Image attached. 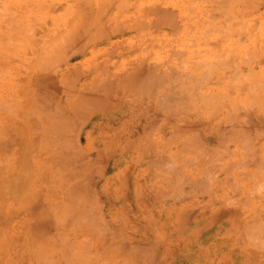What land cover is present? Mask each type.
I'll use <instances>...</instances> for the list:
<instances>
[{
  "label": "crops",
  "instance_id": "0c3cea01",
  "mask_svg": "<svg viewBox=\"0 0 264 264\" xmlns=\"http://www.w3.org/2000/svg\"><path fill=\"white\" fill-rule=\"evenodd\" d=\"M122 49L127 68L120 73L118 85L114 80L105 92L93 89L86 94L80 88L79 104L61 112V119L71 124L66 133L61 130L56 138L47 136L43 126L49 108L46 91L41 89L39 104L25 115L24 137L11 141L24 146L28 192L39 193L44 201L43 196L47 199L54 191L47 186L48 180L59 178L55 192L63 195L57 196L62 202V222L56 224V249L41 254L33 250V255L29 249L15 251L11 254L15 263L264 264V57L242 69L262 77L263 84L247 96L256 104L243 112L240 126L233 104L225 100L234 96L229 85H213L212 96L215 99L218 93V104L214 100L209 109L202 104L203 75L194 80V89L187 95L181 76L167 80V72L161 69L166 58L163 64L155 58L153 63L144 60L143 51L165 49L160 43L146 47L127 43ZM234 71L214 81L233 82ZM50 146L55 151L48 150ZM49 151L55 155L48 158ZM49 160L60 169L42 170V163ZM36 162L41 163V171ZM42 253L47 263L40 258Z\"/></svg>",
  "mask_w": 264,
  "mask_h": 264
},
{
  "label": "rangeland",
  "instance_id": "374dc122",
  "mask_svg": "<svg viewBox=\"0 0 264 264\" xmlns=\"http://www.w3.org/2000/svg\"><path fill=\"white\" fill-rule=\"evenodd\" d=\"M241 1L243 0H128L127 3V0H0V264H16L11 254L13 255L15 250L27 249V246L29 250H35L41 245L46 246L45 249H56V222H62V202L61 198L57 200V196L63 195L55 192L59 179L48 180L47 186L54 190V193L47 194V199L46 195H42L44 201H41L39 193L28 192L26 187L29 186L30 179L27 181L24 173L25 166H29V163L24 161V146L11 145V141L24 137L25 115L29 116L31 106L39 104L41 89L46 91L48 96L47 116L51 115V118L47 117V123L43 127L47 130L49 138H56L68 125L61 119L60 111L79 104L80 88L82 93L86 94L98 87L99 91L105 92L106 89H103L102 85L104 88L109 87L114 80L118 85L120 73L127 68V62L121 59V54H125L123 46L127 43H143L146 47L150 43H160L165 49L143 51L144 60L153 63L152 59L155 58L156 62L163 64L166 58L167 64L161 66V69L167 72V80L175 74L181 76L183 93L187 95L191 94V88L194 89V80L203 75V80L206 78L203 81V101L209 109L212 108L214 100L218 99L216 97L211 100L213 85H229L234 96L230 99L225 97V100H231L235 106L236 117L238 116L237 121L240 120L242 124L243 112L252 106V99L247 96L251 90L263 84L259 75L255 76L252 72L242 69L249 68L258 63L259 58L264 57V50L257 49L264 46V0H245L244 4ZM227 2H231L229 5L232 7L234 5L233 10ZM226 8L233 12L236 17L234 21H225L233 17H227L231 12L228 9L227 14L226 10L223 11L227 15V18L224 17L222 10ZM76 27H79L78 30ZM222 36L223 41L226 40L225 43L222 42ZM203 39H206V42ZM198 47L202 49L199 50ZM206 48L209 49L207 53L211 50V54L203 51ZM218 48L220 54L222 51L225 53L220 55ZM194 50L198 53H194ZM234 53L237 56H231ZM199 55L201 57H198ZM218 55L221 59H218ZM223 57L224 61H228L227 65L222 62ZM212 66L215 67L214 70ZM203 67L204 69H201ZM233 68H236L235 73L239 72L238 75L235 74L238 76L235 81H214ZM169 85L170 82H167V86ZM209 117L211 118V114ZM48 149L55 150L56 147ZM52 154L55 155V152L49 151L48 158ZM55 163L50 160L48 163L43 162L42 170L60 169L56 168ZM36 166L37 171H41V163L36 162ZM32 182L34 184V178ZM41 202L44 205L42 210ZM53 206L55 208H52ZM45 219L51 226L41 229L47 222ZM40 220L45 221L44 225L39 226ZM30 236L37 239L32 240ZM29 238L33 241L30 242L31 245ZM32 245H35V249ZM43 246L39 249L44 250Z\"/></svg>",
  "mask_w": 264,
  "mask_h": 264
},
{
  "label": "bare ground",
  "instance_id": "6f19581e",
  "mask_svg": "<svg viewBox=\"0 0 264 264\" xmlns=\"http://www.w3.org/2000/svg\"><path fill=\"white\" fill-rule=\"evenodd\" d=\"M136 1H137V0H136ZM150 1H151V0H150ZM161 1H162V0H161ZM166 1H167V0H166ZM212 1H213V0H212ZM218 1H219V0H217V2H218ZM232 1H233V0H232ZM244 1H245V0H243V1H241V2H243V4H244ZM86 2H90V1H86ZM220 2H221V1H220ZM127 3H128V0H127ZM127 3H126V4H127ZM227 3H228V5L231 4V2H230V3L227 2ZM234 3H235V2H234ZM245 3H246V1H245ZM119 4H120V2H119ZM199 4H200V3H199ZM225 4H226V3H225ZM247 4H249V3H247ZM131 5H132V4H131ZM171 5H172V4H171ZM197 5H198V4H197ZM232 5H233V3H232ZM119 6H120V5H119ZM124 6H125V5H124ZM199 6H200V5H199ZM229 6H230L231 8H230V7H228V8H230V9H232V10L234 9V8H233L234 5H233V7H232L231 5H229ZM121 7H122V6H121ZM116 8H117V6H116ZM218 8H219V7H218ZM228 8L223 9V10H222V13H223L224 10H226V14L229 13L228 11H231V10H229ZM123 9H124V8H123ZM220 9H221V8H220ZM227 9H228V11H227ZM90 10H91V9H90ZM118 10H119V9H118ZM158 10H159V9H158ZM82 11H83V10H82ZM84 11H85V10H84ZM159 11H160V10H159ZM216 11H217V10H216ZM91 12H92V10H91ZM100 12H101V10H100ZM155 12H157V11H155ZM165 12H166V11H165ZM165 12H164V14H165ZM239 12H240V11H239ZM153 13H154V12H153ZM157 13H158V12H157ZM162 13H163V12H162ZM162 13L159 12V14H162ZM232 13H233V12L231 11L229 14H227L228 16L225 15V13H223V15H224L225 18H227V17L232 16V15H233ZM84 14H85V13H84ZM164 14H163V15H164ZM170 14H171V13H170ZM220 14H221V12H220ZM82 15H83V14H82ZM82 15H81V16H82ZM100 15H101V14H100ZM110 15H111V14H110ZM154 15H155V14H154ZM221 15H222V14H221ZM229 15H230V16H229ZM105 16H106V15H105ZM164 16H165V15H164ZM164 16H163V17H164ZM226 16H227V17H226ZM98 17H99V16H98ZM157 17H158V16H157ZM165 17H167V16H165ZM165 17H164V18H165ZM173 17H174V16H173ZM85 18H86V17H85ZM90 18H91V17H90ZM99 18H101V17H99ZM175 18H176V17H175ZM210 18H211V17H210ZM230 18H231V17H230ZM230 18L227 19V20L225 19V21H229V20H232V19H233V21H234V20L236 19V17H235L234 15H233V17H232L231 19H230ZM156 19H157V18H156ZM212 19H213V18H212ZM158 20H159V19H158ZM161 20L164 21V19H161ZM165 20H166V18H165ZM223 20H224V19H223ZM97 21H98V20H97ZM163 21H161V22H163ZM225 21H223V22H225ZM233 21H232V22H233ZM223 22H222V23H223ZM240 22H241V21H240ZM240 22H239V24H241ZM222 23H221V24H222ZM235 23H236V22H235ZM86 24H87V23H86ZM171 24H172V23H171ZM236 24H237V23H236ZM243 24H244V23H243ZM243 24H242V25H243ZM93 25H94V22H93ZM93 25H92V26H93ZM159 25H160V21H159ZM231 25H232V23L230 24V28H232ZM237 25H238V24H237ZM100 26H101V25H100ZM171 26H172V25H171ZM189 26H190V25H189ZM212 26H213V25H212ZM222 26H223V25H222ZM222 26H221V27H222ZM234 26H235V24H234ZM243 26H244V25H243ZM152 27H153V26H152ZM158 27H159V26H158ZM221 27H220V28H221ZM77 28H79V27H76V29H77ZM87 28H88V27H87ZM228 28H229V27H228ZM168 29H170V28H168ZM175 29H176V28H175ZM209 29H211V28H209ZM215 29H216V28H215ZM222 29H223V28H222ZM241 29L243 30V28H241ZM73 30H75V28H73ZM77 30H78V29H77ZM99 30H101V29H99ZM207 30H208V29H207ZM220 30H221V29H220ZM225 30H226V29H225ZM230 30H231V29H230ZM69 31H71V30L69 29ZM75 31H76V30H75ZM86 31H87V30H86ZM103 31H104V30H103ZM106 31H107V30H106ZM213 31H214V30H213ZM78 32H79V31H78ZM99 32H102V31H99ZM107 32H108V31H107ZM171 32H172V31H171ZM176 32H177V31H176ZM208 32H209V31H208ZM208 32H207V33H208ZM210 32H211V30H210ZM223 32H226V31H223ZM223 32H222V33H223ZM69 33H70V32H69ZM76 33H77V32H76ZM93 33H94V32H93ZM103 33H104V32H103ZM119 33H120V32H119ZM77 34H78V33H77ZM97 34H98V33H97ZM107 34H108V33H107ZM107 34H106V35H107ZM173 34H174V33H173ZM233 34H235V33H233ZM244 34H245V32H244ZM102 35H103V34H102ZM175 35H176V34H175ZM175 35H174V36H175ZM242 35H243V33H242ZM242 35H241V36H242ZM72 36H73V34H72ZM98 36H99V35H98ZM98 36H96V37H98ZM104 36H105V35H104ZM205 36H206V38H208L207 35H205ZM205 36H204V37H205ZM209 36H210V35H209ZM73 37H74V36H73ZM96 37H95V39H96ZM100 37H101V36H100ZM81 38H82V37H81ZM89 38H90V37H89ZM107 38H108V37H107ZM223 38H224V36H222V38H221V39H222V42L225 43L226 40L223 41ZM75 39H76V38H75ZM75 39H74V40H75ZM88 40H90V39H88ZM203 40L205 41L206 39H203ZM65 41H66V40H65ZM70 41H71V40H70ZM78 41H79V40H78ZM93 41H94V40H93ZM95 41H97V40H95ZM218 41H220V40L218 39ZM218 41H217V42H218ZM241 41H242V40H241ZM67 42H68V41H67ZM205 42H206V41H205ZM207 42H208V39H207ZM214 42H215V41H214ZM220 42H221V41H220ZM222 42H221V43H222ZM61 43H62V42H61ZM72 43H73V42H72ZM192 43H193V42H192ZM84 44H85V43H84ZM86 44H87V42H86ZM89 44H91V43H89ZM240 44H243V43L240 42ZM195 45H196V43H195ZM195 45H194V46H195ZM201 45H203V44L201 43ZM208 45H209V43H208ZM210 45H211V44H210ZM212 45H213V44H212ZM63 46H64V44H63ZM196 46H197V45H196ZM196 46H195V47H196ZM216 46L218 47L217 44H216ZM220 46H221V45H220ZM213 47H215V46H213ZM239 47H241V45H240ZM69 48H70V47H69ZM71 48H72V47H71ZM77 48H78V47H77ZM83 48H84V47H83ZM85 48H86V47H85ZM246 48H247V47H246ZM214 49H215V48H214ZM225 49H226V48H225ZM75 50H76V49H75ZM78 50H79V49H78ZM83 50H84V49H83ZM207 50H209V49L206 48V49H204L203 51H206V53H207ZM217 50H218V53H219V48H218ZM201 51H202V50H201ZM210 51H211V50H210ZM210 51H208V53H210ZM221 51H222V50H221ZM240 51H241V50H240ZM245 51H246V50H245ZM245 51H244V52H245ZM175 52H176V51H175ZM194 53L197 54L198 51L196 52V50H194ZM208 53H207V54H208ZM222 53H225V52L222 51L221 54H220V53H219V54L222 55ZM236 53H237V52H236ZM174 54H175V53H174ZM210 54H211V53H210ZM213 54H214V53H213ZM243 54H244V53H243ZM244 55H245V54H244ZM244 55H243V56H244ZM229 56H230V55H229ZM231 56L235 57V56H237V54L234 53V54H232ZM198 57H201V56L199 55ZM214 57H215V56H214ZM221 57H222V56H221ZM180 59H181V58H180ZM185 59H186V58H185ZM218 59H221V58L219 57V55H218ZM218 59H217V61H218ZM241 59H242V58H241ZM203 60H204V59H203ZM232 60H234V58H233ZM219 61H220V60H219ZM223 61H224V57H223L222 62H223ZM184 62H186V61L184 60ZM195 62H196V61H195ZM195 62H194V63H195ZM220 62H221V61H220ZM227 62H228V61H227ZM227 62L224 61V63H226V65H227ZM231 62H232V61H231ZM180 63H181V62H180ZM224 63L222 64L223 66H225ZM196 64H197V63H196ZM200 64H201V63H200ZM217 64L219 65L218 62H217ZM209 65H210V63H209ZM212 65H213V64H212ZM204 67H205V66H204ZM204 67L201 68V69H204ZM236 67H237V65H236ZM205 68H207V67H205ZM214 68H215V67H214ZM214 68H213V66H212V70H214ZM237 68H238V67H237ZM235 69H236V68H235ZM238 69H239V68H238ZM207 71H208V70H207ZM236 71H237V70H236ZM239 71H240V69H239ZM262 71H263V69H262ZM205 72H206V71H205ZM212 72H213V71H212ZM234 72H235V71H234ZM240 72H241V71H240ZM255 72H256V71H255ZM206 73H207V72H206ZM237 73L239 74L238 71H237L235 74H237ZM211 74H212V73H211ZM238 74H237V75H238ZM242 74H244V73H242ZM242 74H241V76H243ZM245 74H246V73H245ZM250 74H251V73H250ZM250 74H249V75H250ZM252 74H255V73H252ZM54 75H55V74H54ZM175 75H176V74H175ZM186 75H187V73H186ZM188 75H189V74H188ZM205 75H206V74H205ZM78 76H79V75H78ZM207 76H208V75H207ZM209 76H210V75H209ZM241 76H239V77H241ZM253 76H254V75H253ZM255 76H256V75H255ZM210 77H212V76H210ZM235 77H238V76L235 75L233 78L236 79ZM244 77H245V75H244ZM244 77H243V78H244ZM249 77H250V76H249ZM188 78H190V76H188ZM202 78H203V77H202ZM208 78H209V77H208ZM261 78H262V77H261ZM67 79H68V78H67ZM78 79H79V78H78ZM192 79H193V78H192ZM219 79H220V78H219ZM238 79H239V78H238ZM252 79H254V78L252 77ZM190 80H191V78H190ZM204 80H206V78H205ZM204 80H201V81H204ZM239 80H240V79H239ZM256 80L258 81V79H256ZM256 80H255V81H256ZM219 81H220V80H219ZM234 81H235V80H234ZM47 83H48V82H47ZM51 83H52V82H51ZM205 84H206V83H205ZM232 84H233V83H232ZM235 84H236V82H235ZM252 84L254 85V83H252ZM74 85H76V84H74ZM261 85H262V84H261ZM104 86H105V85H104ZM106 86H107V85H106ZM254 86H256V85H254ZM67 87H68V86H67ZM73 87H74V86H73ZM252 87H253V86H252ZM252 87H251V88H252ZM257 87H258V86H257ZM48 88H49V87H48ZM52 88H53V87H52ZM76 88H77V87H76ZM102 88L105 89V88L103 87V85H102ZM106 88H107V87H106ZM109 88H110V87H109ZM259 88H260V87H259ZM262 88H263V87H262ZM50 89H51V88H50ZM50 89H49V90H50ZM58 89H59V88H58ZM74 89H75V88H74ZM257 89H258V88H257ZM263 89H264V88H263ZM47 90H48V89H47ZM49 90H48V91H49ZM97 90H99V88H98ZM100 90H101V89H100ZM50 91H51V90H50ZM52 91H53V90H52ZM52 91H51V92H52ZM107 91H108V89H107ZM254 91H255V90H254ZM259 91H261V89H259ZM103 92H104V91H103ZM108 92H109V91H108ZM221 92H222V91H221ZM221 92H220V93H221ZM106 93H107V92H106ZM198 93H199V92H198ZM217 94H218V93H217ZM45 95H46V94H45ZM49 95H50V94H49ZM58 95H59V94H58ZM262 95H263V94H262ZM53 96H54V95H53ZM46 97H48V96H46ZM216 97H217V96H216ZM224 97H225V96H224ZM81 98H84V97H81ZM208 98H210V97H208ZM219 98H220V96H219ZM256 98H257V100L259 99L257 96H256ZM53 99H54V98H53ZM212 99H214V98H211V100H212ZM229 99H230V97H229ZM56 100H57V97H56ZM93 100H94V99H93ZM216 100H218V99H216ZM257 100H256V101H257ZM53 101H54V100H53ZM58 101H59V100H58ZM94 101H97V100L95 99ZM219 101H220V99H219ZM230 101H231V100H230ZM206 102H208V101H206ZM217 102H218V101H217ZM234 102H235V101H234ZM234 102H233V103H234ZM261 102H263V100L259 101L258 103H261ZM55 103H56V102H55ZM55 103H54V105H55ZM98 103H99V102H98ZM204 103H205V101L202 100V104H203V105H204ZM235 103H236V102H235ZM249 103H250V102H249ZM258 103H257V104H258ZM89 104H90V103H89ZM160 104H161V103H160ZM199 104H201V103H199ZM215 104H216V103H215ZM217 104H218V103H217ZM229 104H230V103H229ZM238 104H239V103H238ZM242 104H243V103H242ZM245 104H246V103H245ZM255 104H256V103H255ZM255 104H254V105H255ZM262 104H263V103H262ZM210 105H211V104H210ZM248 105H249V104H248ZM250 105H251V104H250ZM250 105H249V106H250ZM254 105L252 104L253 107H254ZM263 105H264V104H263ZM263 105H262V106H263ZM79 106H80V105H79ZM79 106H78V107H79ZM96 106H97V105H96ZM197 106H198V105H197ZM221 106H222V105H221ZM229 106H230V105H229ZM231 106H232V105H231ZM231 106H230V108H231ZM245 106H246V105H245ZM262 106H261V107H262ZM56 107H58V105H57ZM70 107H71V106H70ZM75 107H76V106H75ZM219 107H220V106H219ZM219 107H217V108H218V111H217V112H218V115H219V112H220L219 110L221 109V108H219ZM232 107H235V106H232ZM242 107H243V105H242ZM239 108H240V107H239ZM244 108H245V107H244ZM246 108H247V107H246ZM251 108H252V107H251ZM77 109H78V108H77ZM233 109H234V108H233ZM241 109H242V108H241ZM258 109H259V108H258ZM246 110H249V112H250V109H246ZM260 110H261V109H260ZM263 110H264V108H263ZM56 111H57V110H56ZM231 111H232V110H231ZM231 111H230V112H231ZM251 111H252V109H251ZM46 112H47V111H46ZM46 112H45V113H46ZM50 112H51V111H50ZM60 112H62V111H60ZM235 112H236V111L234 110V113H235ZM246 112H247V111H246ZM252 112H254V111H252ZM165 113H166V112H165ZM232 113H233V112H232ZM56 114H57V113H56ZM211 114H212V113H211ZM225 114H226V113H225ZM244 114H245V113H244ZM258 114H259V113H258ZM81 115H82V114H81ZM218 115L215 116V117L218 118ZM231 115H232V114H231ZM255 115H256V114H255ZM50 116H51V115H49V117H50ZM240 116H241V115H240ZM47 117H48V116H46L45 118H47ZM49 117H48V118H49ZM54 117H55V116H54ZM65 117H66V116H65ZM215 117L213 118V120L215 119ZM227 117H228V115H227ZM237 117H238V116H237ZM48 118H47V119H48ZM50 118H51V117H50ZM211 118H212V117H211ZM228 118H229V117H228ZM230 118H231V117H230ZM53 119H54V118H53ZM218 119H219V118H218ZM218 119L216 120L217 122H218ZM220 119H221V118H220ZM232 119H234V117H232ZM235 119H237V118H235ZM238 119H239V118H238ZM45 120H46V119H45ZM63 120H64V119H63ZM68 120H70V119H68ZM209 120H210V117H209ZM209 120H208V121H209ZM248 120H249V119H248ZM248 120H247V121H248ZM50 121H51V120H50ZM57 121H59V120H57ZM216 121L213 122V123L218 124L219 122L217 123ZM239 121H240V120H239ZM53 122H54V121H53ZM59 122H61V121H59ZM62 122H63V121H62ZM72 122H73V121H72ZM72 122H71V123H72ZM232 122H233V121H232ZM232 122H231V123H232ZM234 122H235V121H234ZM45 123H47V122H45ZM56 123H58V122H56ZM64 123H65V122H64ZM235 123H236V122H235ZM249 123H250V121H249L247 124L249 125ZM254 123H255V122H254ZM254 123H253V124H254ZM9 124H10V123H9ZM49 124H50V123H49ZM236 124H237V123H236ZM236 124H234V125H236ZM240 124H241V123H238L237 125H240ZM253 124H252V125H253ZM255 124H256V123H255ZM231 125H232V124H231ZM241 125H242V124H241ZM241 125H240V126H241ZM244 125H245V124H244ZM248 125H247V126H248ZM69 126H70V125H67L66 128L69 127ZM72 126H73V125H72ZM50 127H51V126H50ZM55 127H56V125H55ZM57 127H58V125H57ZM231 127H233V126H231ZM66 128H65V129H66ZM233 128H234V127H233ZM246 128H248V127H246ZM38 129H39V127H38ZM236 129H238L237 131H240L242 128H236ZM239 129H240V130H239ZM256 129H258V128H256ZM2 130H3V128H2ZM41 130H42V129H41ZM63 130H64V128H63ZM3 131H4V130H3ZM58 131H59V130H58ZM64 131H65V133H66V130H64ZM254 131H255V130H254ZM250 132H251V131H250ZM250 132H249V133H250ZM62 133H63V132H62ZM67 133H68V132H67ZM240 133H241V132H240ZM57 134H58V133H57ZM227 134H228V133H227ZM231 134H232V133H231ZM243 134H244V133H243ZM246 134H247V133L245 132V134L243 135L244 138L246 137V136H245ZM4 135H5V134H4ZM60 135H61V134H60ZM60 135H59V136H60ZM63 135H64V134H63ZM65 135H67V134H65ZM235 135H240V134H236V133H235ZM0 136H1V135H0ZM56 136H58V135H56ZM241 136H242V133H241ZM250 136H251V135H250ZM197 137H198V136H197ZM233 137H234V136H233ZM236 137H238V136H236ZM236 137H235V138H236ZM248 137H249V134H248ZM40 138H42V137H40ZM195 138H196V137H195ZM195 138H194V139H195ZM197 139H198V138H197ZM197 139H195V140H197ZM232 139H233V138H232ZM41 140H42V139H41ZM69 140H70V139H69ZM189 140L191 141L190 138H189ZM189 140H188V142H190ZM192 140H193V139H192ZM58 141H59V140H58ZM60 141H61V140H60ZM71 141H72V139H71ZM40 142H41V141H40ZM56 142H57V141H56ZM65 142H67V143H65V144H68L67 138H66V141H65ZM191 142H192V141H191ZM194 142H195V141H194ZM194 142H192V143H194ZM197 142H198V141H197ZM41 143H42V142H41ZM41 143H40V144H41ZM52 143H53V142H52ZM54 143H55V142H54ZM69 143H70V142H69ZM195 143H196V142H195ZM189 144H190V143H189ZM242 144H243V146L246 145V144H244V143H242ZM242 144H241V145H242ZM51 145H52V144H51ZM53 145H54V144H53ZM53 145H52V146H53ZM57 145H58V144H57ZM247 145H248V144H247ZM52 146H50V148H51ZM189 146H191V145H189ZM193 146H194V145H193ZM42 147H43V146H42ZM64 147H65V146H64ZM75 147H76V145H75ZM77 147H78V146H77ZM186 147H187V146H186ZM186 147H184V151H186V150H185ZM200 147H201V146H200ZM245 147H248V146H245ZM66 148H67V147H66ZM195 148H196V147H195ZM14 149H15V148H14ZM41 149H42V148H41ZM69 149H70V147H69ZM69 149H68V150H69ZM187 149H188V148H187ZM247 149H248V148H247ZM48 150H49V149H48ZM70 150H71V149H70ZM198 150H201V149H198ZM26 151H27V150H26ZM26 151H25V152H26ZM54 151H55V150H54ZM202 151H203V149L201 150V152H202ZM10 152H11V151H10ZM22 152H23V151H22ZM57 152L59 153V152H62V151H57ZM187 152H189V151H187ZM190 152H192V149L190 150ZM245 153H246V152H245ZM31 154H32V153H31ZM39 154H40V153H39ZM196 154H197V153H196ZM252 155H253V154H252ZM53 157H54V156H53ZM65 157H66V156H65ZM198 157H199V156H198ZM251 157H252V156H251ZM55 159H56V158H55ZM55 159H54V160H55ZM9 160H11V159H9ZM54 160H53V161H54ZM59 160H61V159H59ZM51 161H52V160H51ZM60 162H61V161H60ZM58 163H59V161H58ZM67 163H68V162H67ZM89 163H90V162H89ZM60 164H62V163H60ZM49 165H50V164H49ZM55 165H56V163H55ZM82 165H83V164H82ZM82 165H81V166H82ZM51 166H53V165H51ZM73 166H74V165H73ZM89 166H90V165H89ZM89 166H86V167L89 168ZM93 166H94V165H93ZM45 167H46V165H45ZM45 167H44V168H45ZM78 167H79V165H78ZM82 167H83V166H82ZM84 167H85V166H84ZM56 168H57V167H56ZM73 168H75V167H73ZM76 168H77V167H76ZM63 169H64V168H63ZM68 169H70V168H68ZM84 169H85V168H84ZM89 169H90V168H89ZM98 169H99V168H98ZM52 170H54V169H52ZM71 170H73V169H71ZM86 170H87V169H86ZM62 171H65V169L62 170ZM83 171H84V170H83ZM53 172H54V171H53ZM57 172H58V171H57ZM59 172H60V171H59ZM76 172H77V171H76ZM96 172H97V171H96ZM48 173H50V172H48ZM64 173H65V172H64ZM64 173H63V174H64ZM69 173H71V172H69ZM44 174H45V173H44ZM52 174H53V173H52ZM55 174H56V173H55ZM63 174H62V175H63ZM66 174H67V173H66ZM66 174H65V175H66ZM74 174H75V171H74ZM83 174H85V173H83ZM87 174H88V173H87ZM90 174H91V172H90ZM59 176H60V174H59ZM67 176H68V175H67ZM81 176H82V175H81ZM87 176H88V175H87ZM253 176H254V175H253ZM46 177H47V175H46ZM50 177H51V176H50ZM88 177H89V176H88ZM260 177H261V176H260ZM4 178H5V177H4ZM24 178H25V177H24ZM60 178H62V177H60ZM84 178H85V177H84ZM90 178H91V176H90ZM58 179H59V178H58ZM66 179H68V178H66ZM66 179H65V180H66ZM59 180H60V179H59ZM86 180H87V179H86ZM63 183H64V182H63ZM58 184H59V183H58ZM58 184H57V185H58ZM60 185H61V184H60ZM80 185H81V184H80ZM9 186H10V185H9ZM70 186H71V185H70ZM72 186H73V185H72ZM81 186H82V185H81ZM254 186H255V185H254ZM78 187H79V186H78ZM80 188H81V187H80ZM25 190H26V189H25ZM72 190H73V189H72ZM79 190H80V189H79ZM75 191H76V190H75ZM78 192H79V191H78ZM9 195H10V194H9ZM9 197H10V196H9ZM29 197H30V196H29ZM91 197H92V196H91ZM27 198H28V197H27ZM86 199H87V198H86ZM92 199H93V198H92ZM85 201H86V200H85ZM27 204H28V203H27ZM93 204H94V203H93ZM89 205H90V203H89ZM57 207H58V206H57ZM50 208H51V207H50ZM52 208H55V207L53 206ZM71 209H72V207H71ZM71 209H70V210H71ZM90 209H92V208H90ZM75 210H76V209H75ZM88 210H89V208H88ZM92 210H93V209H92ZM80 211H82V210H80ZM75 212H77V211H75ZM82 212H83V211H82ZM78 213H80V212L78 211ZM58 214H59V213H58ZM74 214H75V213H74ZM85 215H86V214H85ZM39 216H40V215H39ZM76 216H78V215H76ZM39 218H40V217H39ZM39 218H38V219H39ZM78 218H79V217H78ZM86 218H87V217H86ZM86 218H84V219H86ZM43 219H44V217H43ZM64 219H66V218H64ZM76 219H77V218H76ZM82 219H83V217H82ZM82 219H81V220H82ZM84 219H83V220H84ZM94 219H96V218H94ZM60 220H61V218H60ZM70 220H71V219H70ZM77 220H78V219H77ZM89 220H90V219H89ZM36 221H37V219H36ZM43 221H44V220H43ZM45 221L48 222L47 219H45ZM45 221H44V222H45ZM64 221H65V220H64ZM64 221H63V223H64ZM66 221H67V220H66ZM90 221H91V220H90ZM44 222L42 223L41 220H40V221L38 222L39 226H40V223L44 225ZM47 222H45V223H47ZM56 223H57V222H56ZM94 223H95V222H94ZM96 223H97V222H96ZM96 223H95V224H96ZM47 224H48V223H47ZM60 224H61V223H60ZM65 224H66V223H65ZM71 225H72V224H71ZM99 225H100V224H99ZM39 226H38V228H39ZM45 226H47V225L42 226L41 229L44 228ZM48 226H49V225H48ZM66 226H67V225H66ZM92 226H93V225H92ZM94 227H95V225H94ZM45 228L48 229L49 227H48V228L45 227ZM82 228H83V227H82ZM96 228H98V227H96ZM248 228H249V227H248ZM39 229H40V228H39ZM98 229H99V228H98ZM65 230H66V229H65ZM104 230H105V229H104ZM249 230H250V228H249ZM251 230H252V229H251ZM257 230H258V229H257ZM261 231H262V229H261ZM261 231H260V232H261ZM252 232H253V231H252ZM85 233H86V232H85ZM254 233H257V232L254 230ZM97 234H98V233H97ZM99 234H100V233H99ZM102 234H103V233H102ZM32 235H33V233H32ZM103 235H104V234H103ZM30 237L33 238L32 240L37 239V237L34 239L35 234H34V237H32V236H30ZM103 237H104V236H103ZM54 238H55V237H54ZM54 238H53V239H54ZM58 238H60V237H58ZM66 238H67V237H66ZM29 239H30V238H29ZM29 239H28V240H29ZM43 239H44V238H43ZM53 239H51V240H53ZM24 240H25V239H24ZM32 240H31V239L29 240V244H30V242L33 243ZM59 240H63V238H61V239H59ZM59 240H58V241H59ZM65 240H66V239H65ZM65 240H63V241H65ZM83 240H84V239H83ZM86 240H87V239H86ZM112 240H113V239H112ZM112 240H109V241L111 242ZM54 241H56V239H54ZM54 241H51V242H54ZM44 242H46L45 239H44ZM86 242H87V241H86ZM112 242H113V241H112ZM112 242H111V243H112ZM34 243L36 244V241H35ZM63 243H64V242H63ZM63 243H62V244H63ZM39 244H40V243H39ZM55 244H56V243H55ZM58 244H60V243H58ZM67 244H68V243H67ZM30 245H31V244H30ZM40 245H41V244H40ZM47 245H48V244H47ZM72 245H73V244H72ZM85 245H86V244H85ZM85 245H84V246H85ZM24 246H25V244H24ZM34 246H35V245H32V248H33ZM37 246H38V244H37ZM41 246H43V245H41ZM41 246H40V247L38 246V247L36 248V249H38L40 252L37 251V250L35 249V247L33 248V249H35L34 252H35V253H38V254H39V253L41 254V251L43 250V248H42L41 250L39 249V248H41ZM60 246H61V244H60ZM63 246H64V247H68V246H66L65 244H64ZM70 246H71V245H70ZM77 246H78V245H77ZM109 246H110V243H109ZM43 247H44V246H43ZM45 247H46V246H45ZM45 247H44V251H46V249H47V248L45 249ZM54 247H55V246H54ZM64 247H62V248H64ZM106 247H107V246H106ZM124 247H125V246H124ZM136 247H138V246H136ZM23 248H24V247H23ZM25 248L28 249V246L25 247ZM29 248H30V247H29ZM57 248H58V245H57ZM60 248H61V247H60ZM60 248H59V249H60ZM85 248H86V246H85ZM85 248H83V249H85ZM109 248H110V252H111V247H109ZM144 248H145V247H144ZM65 249H66V248H65ZM73 249H74V248H71V250H73ZM87 249H88V248H87ZM47 250H48V249H47ZM112 250H113V249H112ZM136 250H137V249H136ZM15 251H16V250H15ZM29 251H30V250H29ZM49 251H50V250H49ZM60 251H61V250H60ZM77 251H78V248H77ZM105 251H107V250H104L103 252H105ZM134 251H135V250H134ZM52 252H53V251H51V253H52ZM66 252H67V249H66ZM71 252H72V251H71ZM79 252H81V249H80ZM79 252H78V253H79ZM85 252H87V251L85 250ZM110 252L108 251V252H106V253H110ZM114 252H115V250H114ZM126 252H128V251H126ZM132 252H133V251H132ZM32 253H33V250L31 251V254H32ZM45 253H46V252H45ZM48 253H49V252H48ZM48 253H47V254H48ZM67 253H68V252H67ZM73 253H74V252H73ZM75 253H76V252H75ZM38 254H37V256H35V257H38ZM70 254H72V253H70ZM128 254H129V253H128ZM32 255H33V254H32ZM49 255H50V254H49ZM49 255H48V256H49ZM51 255H52V254H51ZM72 255H74V254H72ZM110 255H111V254H110ZM43 256L45 257L46 255H43V253H42V256H40V258H42ZM48 256H47V257H48ZM76 256L78 257V254H77V253H76ZM85 256H87V254H86ZM89 256H90V255H89ZM91 256H92V255H91ZM143 256H144V255H143ZM31 257H32V256H31ZM35 257L33 256L32 258H35ZM44 257H43V258H44ZM51 257H52V256H51ZM51 257H50V258H51ZM68 257H69V255H68ZM68 257H67V258H68ZM80 257H81V256H80ZM80 257H79V258H80ZM92 257H93V256H92ZM105 257H106V256H105ZM148 257H150V255H149ZM40 258H38V259H39L38 261L41 260ZM43 258H42L43 262H46V261H44L45 258H44V259H43ZM67 258H66V259H67ZM70 258H71V256L69 257V260H70ZM87 258H88V257H87ZM30 259H31V258H30ZM71 259H72V258H71ZM75 259H76V258H75ZM75 259H73V260H75ZM46 260H47V259H46ZM63 260H64V259H63ZM67 260H68V259H67ZM76 260H77V259H76ZM135 260H136V259H135ZM151 260H152V259H151ZM263 260H264V259H263ZM51 261H52V260H51ZM77 261H78V260H77ZM141 261H142V260H141ZM153 261H154V260H153ZM49 262H50V261H48V263H49ZM67 262H68V261H67ZM70 262H71V261H70ZM70 262H69V263H70ZM80 262H81V261H79L78 263H80ZM95 262H96V261H95ZM154 262H155V261H154ZM10 263H11V262H10ZM34 263H35V262H34ZM40 263H41V262H40ZM46 263H47V262H46ZM89 263H90V261H89ZM101 263H102V262H101ZM146 263H147V262H146ZM151 263H153V262H151ZM53 264H54V263H53ZM73 264H74V263H73ZM90 264H92V263H90ZM93 264H94V262H93ZM96 264H97V263H96ZM104 264H105V263H104ZM153 264H154V263H153Z\"/></svg>",
  "mask_w": 264,
  "mask_h": 264
}]
</instances>
